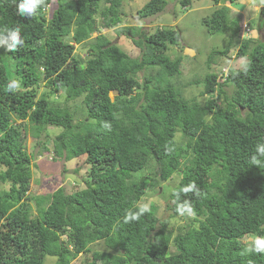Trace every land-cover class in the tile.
<instances>
[{"label": "trees", "instance_id": "trees-1", "mask_svg": "<svg viewBox=\"0 0 264 264\" xmlns=\"http://www.w3.org/2000/svg\"><path fill=\"white\" fill-rule=\"evenodd\" d=\"M124 1L0 0V264H44L46 255L53 264H264V41L239 36L223 4L236 0H213L201 22L228 43L205 65L233 50L244 59L221 78L190 79L206 95L200 103L171 82L181 57L166 50L177 29L118 26ZM166 5L145 0L135 16ZM103 28L130 38L140 56ZM143 70L153 73L139 82ZM41 81L64 101L38 96ZM50 126L59 132L45 133L51 144L41 151L84 156L88 179L70 193L60 186L31 196L26 137ZM175 174L166 207L186 218L173 234L152 203L138 202ZM98 242L105 249L91 250Z\"/></svg>", "mask_w": 264, "mask_h": 264}, {"label": "rangeland", "instance_id": "rangeland-1", "mask_svg": "<svg viewBox=\"0 0 264 264\" xmlns=\"http://www.w3.org/2000/svg\"><path fill=\"white\" fill-rule=\"evenodd\" d=\"M61 2L67 5H74V0H61ZM144 2L145 0H125V4H122L123 6L120 7L122 19L118 26H135L147 33L154 32L158 27L177 29L179 36L177 43L170 45L166 50L171 59L177 56L181 57L179 71L173 75L171 82L175 85H181L182 94L186 98L193 97L198 102L203 103L206 95H199L202 86L201 84H193L192 81L196 78L202 80L207 72H220V70L227 68V66L237 68L244 59V57L238 58L235 55V50H233L230 58L219 57L216 63L208 66L205 65L206 58L211 51L221 49L228 43L227 33H209L201 22V17L208 15L216 5L213 3V0H192L188 7L183 8L178 0H167V5L162 12L154 16L138 19L135 16L136 10ZM223 4L229 8V17L236 18L239 25H241L239 36L242 34L244 36L245 34L253 40L264 41V13L260 14V10L264 11V0H236L232 3L226 2ZM54 6L55 4H52L46 9L47 15H49ZM260 16L262 20L259 19ZM96 19L98 21L99 15H96ZM259 20L260 26L258 28ZM244 24L249 28L248 33L241 32L245 26ZM100 33L106 35L108 39L117 44L128 55L132 57L140 56V49L132 43L130 38L116 32L115 28H103L100 30ZM80 49V45H75L76 52L80 51ZM81 55H84L83 52H81ZM152 73L148 70L139 72V82L143 81L145 75ZM190 79H193L191 84L187 83ZM227 91L230 92L231 87L227 88ZM40 95H47L55 103H62L64 101L62 95H56L43 81L38 86V96ZM77 102H67L68 108L73 110L80 106ZM58 132L59 128L50 126L46 128L45 132H40L37 139L31 137V132L27 134L25 148L31 154L33 162L30 189L28 191V194L31 196L35 194H48L60 186L64 187L65 192L70 193L72 190L83 186V179H88V165L84 163V156L64 161V159H52L50 152L44 153L41 151L42 143L46 142L48 146L51 144L50 140H45L46 134L48 138L52 139ZM179 137L180 135L176 136L177 139ZM36 140L39 142L37 141L36 143ZM63 168L65 169L63 170ZM75 169L78 170L75 171ZM178 178L179 176L175 174L167 182L162 183L160 187L147 190L146 194L138 202L139 205L144 207H149L152 203L158 217L163 220L169 230L173 231V234L179 231L181 224L184 223L186 218L184 215L171 216L170 211L166 207L169 203L168 194L170 193V188L178 182ZM1 187L2 189H7L8 183L3 184ZM31 204L34 208V204ZM244 240L246 241V238ZM90 248L91 250L105 249L102 242L94 243L90 245ZM169 252L173 253L174 249L170 248ZM89 254L90 252L87 253V255ZM78 257H80L79 259L82 258V256ZM54 260L55 257L46 255L44 264H53ZM79 261L77 260L76 263Z\"/></svg>", "mask_w": 264, "mask_h": 264}, {"label": "clouds", "instance_id": "clouds-1", "mask_svg": "<svg viewBox=\"0 0 264 264\" xmlns=\"http://www.w3.org/2000/svg\"><path fill=\"white\" fill-rule=\"evenodd\" d=\"M226 3V2H225ZM228 3H231V2H228ZM264 13V11L262 10H260V14H263ZM259 19L260 20H262V18H261V16L259 17ZM260 20H259V22H258V28H259V26H260ZM245 26H244V28H243V30H241V32L242 31H244V33H248V31H249V28H248V26L246 25V24H244ZM240 27H241V25H239ZM248 35H245L244 34V36H243V34L241 35V37H247ZM229 69L228 68H224L223 70H220V72H218V75H219V77L221 78L222 76H225L226 74H227V71H228ZM222 75V76H221Z\"/></svg>", "mask_w": 264, "mask_h": 264}]
</instances>
